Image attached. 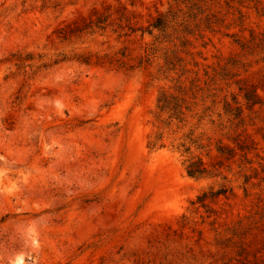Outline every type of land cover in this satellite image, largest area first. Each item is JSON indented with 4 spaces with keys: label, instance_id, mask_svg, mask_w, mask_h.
I'll return each mask as SVG.
<instances>
[{
    "label": "rangeland",
    "instance_id": "rangeland-1",
    "mask_svg": "<svg viewBox=\"0 0 264 264\" xmlns=\"http://www.w3.org/2000/svg\"><path fill=\"white\" fill-rule=\"evenodd\" d=\"M256 1L264 8L245 5ZM170 3L0 0V264H222L229 251L217 232L264 210V53L226 35L239 27H220L174 70L162 53L139 67L153 41L142 31ZM244 11L242 34L264 35V15ZM97 19L105 28H85ZM21 52L33 56L23 67L12 57ZM61 55L69 59L54 64ZM222 68L231 76H217ZM240 85L261 103L247 106ZM163 92L191 105L185 121L158 120ZM234 98L239 126L223 113ZM190 158L209 174L190 176ZM225 184L234 189L207 200L210 217L202 206L192 212V200ZM250 250L248 264H264V229Z\"/></svg>",
    "mask_w": 264,
    "mask_h": 264
},
{
    "label": "trees",
    "instance_id": "trees-1",
    "mask_svg": "<svg viewBox=\"0 0 264 264\" xmlns=\"http://www.w3.org/2000/svg\"><path fill=\"white\" fill-rule=\"evenodd\" d=\"M167 10L160 12L157 17L143 29V35L149 34L153 37V41L150 46L146 49V54L143 55L138 66L141 67L144 64H149L154 57H157L159 53H162L164 64L167 69L174 70L178 62L182 61L183 58L179 57L180 53H188L189 49L193 46L194 42L198 38H204L206 32H216L220 30V27H224L227 30L230 28L239 27V32L226 33L234 39V42L246 53H264V35L255 33L254 30H250V37L247 38L242 34L246 20L247 12L244 8H254L256 13L260 16L264 15V8L260 5V1H256L254 6L245 5L246 1L253 0H171ZM101 24V25H100ZM104 24V26H103ZM100 27L105 28V21L103 19H97L87 24L85 28ZM82 29H78L79 31ZM75 31V30H74ZM72 29L71 32H74ZM61 34L66 37L68 31L61 29ZM12 57L17 60L19 67L26 66L28 60H32L31 54L14 53ZM82 61L89 62V58L86 56H79ZM68 55H61L53 61L57 64L61 61L68 60ZM123 63V62H122ZM121 63V65H122ZM229 63L232 66H237L239 60L231 58ZM28 65V64H27ZM50 64L44 63L43 66ZM221 79L231 76V72L227 68H222L221 71L216 73ZM214 79V78H213ZM240 92L242 98L245 100L247 106H253L261 103V100L256 90L251 89L247 86L240 85ZM204 100V99H203ZM213 103H216L213 100ZM196 104V103H195ZM224 114L228 116V120L232 124L236 122V126L244 124L243 115V104L235 99L228 101L224 99ZM209 108H207L208 110ZM191 110V105L187 103L186 99H181L178 96L167 94L163 92L160 99L158 100V120L164 125L170 126L173 121L183 122L185 121L186 111ZM222 112L218 113L221 116ZM205 115L199 116V121L203 120ZM214 123V120L211 121ZM223 126V123L219 124ZM198 147H203L197 140H192ZM245 142V141H244ZM243 142V143H244ZM185 146V144H183ZM239 148L245 150L248 146L239 143ZM191 147H185L184 151L188 152ZM221 155L228 154L230 157L236 155L235 149L225 148L220 146L217 148ZM246 163H252L247 157L245 158ZM186 167L187 173L193 177H203L209 174L208 168L205 166L202 158H190ZM245 182H249L252 176L247 174L244 175ZM234 187L229 185H222L220 189H211L205 191L197 196L196 200L191 201L193 205L192 212L197 211L201 206L206 209L210 217L214 210L207 204L208 199H214L221 194L231 193ZM247 190V188H246ZM203 216L202 218H204ZM205 219L203 220V222ZM190 223V219L185 214L182 216V226L185 227ZM264 229V210L255 212L253 215H249L246 218H241L236 221L233 225L227 228V233L221 235L217 232L215 238L216 244L226 249V259L222 264H248L250 261L251 250L250 246L252 238L257 235L259 231ZM201 233V231H200ZM229 255V256H228ZM255 256V254H253ZM224 257V258H225ZM223 258V259H224Z\"/></svg>",
    "mask_w": 264,
    "mask_h": 264
}]
</instances>
